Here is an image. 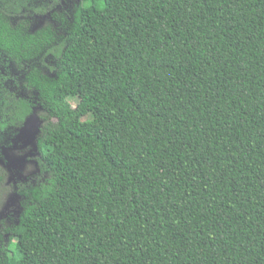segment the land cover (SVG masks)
I'll return each mask as SVG.
<instances>
[{"label": "trees", "instance_id": "16d2710c", "mask_svg": "<svg viewBox=\"0 0 264 264\" xmlns=\"http://www.w3.org/2000/svg\"><path fill=\"white\" fill-rule=\"evenodd\" d=\"M0 54L48 73L0 264H264V0H79L34 30L0 12ZM6 76L13 137L35 105Z\"/></svg>", "mask_w": 264, "mask_h": 264}, {"label": "rangeland", "instance_id": "374dc122", "mask_svg": "<svg viewBox=\"0 0 264 264\" xmlns=\"http://www.w3.org/2000/svg\"><path fill=\"white\" fill-rule=\"evenodd\" d=\"M16 6L19 10L21 9H39L45 7L51 3V0H16ZM72 0H62L63 6H69ZM47 21L48 16L36 13L34 16V27L38 26L41 22ZM41 23V24H42ZM0 71L7 75V77L14 78L16 81V87L14 81L8 80V87L15 90L17 94L22 96L31 102L36 103L38 96L36 89L31 86L30 76L47 75V70L38 66L37 64H28L15 56L8 57L6 64L0 67ZM15 87V88H14ZM70 103L72 106L75 105L76 99H71ZM40 107L36 103L34 112L29 117L24 125L21 134L15 139L16 142L11 147L6 148L2 151L5 158L0 157V165L4 168L3 180L0 182V227L3 228L5 224L9 223L10 220H15L19 213L17 205L16 194L14 192V181L18 177V169L20 172L26 173V176L31 175L35 172L36 167L34 166L33 156L36 155L35 138L37 134L38 126L40 125ZM21 148V149H20ZM6 151H9L10 154ZM20 163V164H19ZM19 164V165H17ZM25 176V177H26ZM13 203V204H12ZM16 205V206H15ZM0 228V229H1Z\"/></svg>", "mask_w": 264, "mask_h": 264}, {"label": "flooded vegetation", "instance_id": "af4514ba", "mask_svg": "<svg viewBox=\"0 0 264 264\" xmlns=\"http://www.w3.org/2000/svg\"><path fill=\"white\" fill-rule=\"evenodd\" d=\"M78 2H79V0H72L71 3H70V5L69 6H66V8H65L63 6L62 0H51V3L47 4L45 7H41L39 9H37V10L36 9H29V8L19 10L17 8V6H16V3H17L16 0H0V12L7 13L8 14V17H9V20H10V23L11 24H17L19 22H27L28 23L29 30H34V29H37L38 27H40L43 24L42 23V19H41L40 24L38 26L34 27L33 21H34V16H35L36 13H40L43 16L44 15L48 16L47 21H50V15H51V13L53 11L54 12L55 11L56 12L64 11L66 13H69V12L72 11L74 5L77 4ZM47 21H45V22H47ZM8 57H11V56H6V55H3V54H0V67H2L3 65L6 64V59ZM35 64H37L38 66H42L39 63H35ZM4 73H5V71H4ZM4 73H2V71H0V76L4 77L5 76ZM9 79H11L12 81H14V78L7 77L6 81L4 82V87H6L9 90H12V89H10L8 87V80ZM14 84H15V87H16V81H14ZM12 91H14V93H16L15 90H12ZM16 95H18L19 97L23 98L22 96H20L17 93H16ZM36 103H37V101H36ZM36 103H33L32 102L33 105H35ZM24 125H25V123H24ZM24 125L20 129L19 133L15 134L13 137H11L10 135H8V137L5 136L6 132L3 130L4 128H1L0 127V157L2 159L5 158L4 154H2V151L3 150H6V148L12 146V144L15 141V139L21 134V132H22V130L24 128ZM17 143L18 142H16V144ZM18 144H20V143H18ZM6 152H8L10 154L9 151H6ZM36 154H37V152H36ZM19 164H17V165H19ZM1 169L4 170V168L0 165V182L3 180V178H2L3 171ZM16 176H18V177H16L15 178V181H14V192L16 194V199H17V205H18V208H19V213L17 214L15 220H13V221L10 220V222L7 223V224H5L3 228L0 227L1 228L0 229V234H4L3 235V237L5 236L4 238H6V234L3 233V230H6V228L8 226H10L11 223L17 222L18 221V217L20 215V212L22 211V206H21V203H20L21 193H20V191H18V185L19 184H24L29 179V177L31 175L26 176V173L20 172L19 169H18V172H17V175Z\"/></svg>", "mask_w": 264, "mask_h": 264}]
</instances>
